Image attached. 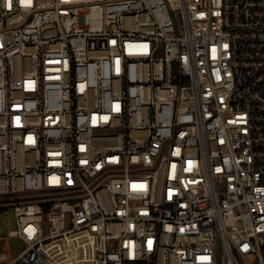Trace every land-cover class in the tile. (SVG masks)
<instances>
[{
	"label": "built area",
	"instance_id": "built-area-1",
	"mask_svg": "<svg viewBox=\"0 0 264 264\" xmlns=\"http://www.w3.org/2000/svg\"><path fill=\"white\" fill-rule=\"evenodd\" d=\"M0 196L15 264H264V0H0Z\"/></svg>",
	"mask_w": 264,
	"mask_h": 264
},
{
	"label": "rangeland",
	"instance_id": "rangeland-1",
	"mask_svg": "<svg viewBox=\"0 0 264 264\" xmlns=\"http://www.w3.org/2000/svg\"><path fill=\"white\" fill-rule=\"evenodd\" d=\"M11 199L8 196H0L1 264L13 259L24 248V243L20 239L7 237L9 232L17 229L14 204L7 201ZM46 255L48 264H96L93 257V242L83 235L55 243L54 248L48 247Z\"/></svg>",
	"mask_w": 264,
	"mask_h": 264
},
{
	"label": "crops",
	"instance_id": "crops-1",
	"mask_svg": "<svg viewBox=\"0 0 264 264\" xmlns=\"http://www.w3.org/2000/svg\"><path fill=\"white\" fill-rule=\"evenodd\" d=\"M19 254H20V253H19ZM19 254H18V255H19ZM18 255H16L13 259H10V260L4 262L3 264H15V261H16ZM0 264H1V263H0Z\"/></svg>",
	"mask_w": 264,
	"mask_h": 264
},
{
	"label": "snow or ice",
	"instance_id": "snow-or-ice-1",
	"mask_svg": "<svg viewBox=\"0 0 264 264\" xmlns=\"http://www.w3.org/2000/svg\"><path fill=\"white\" fill-rule=\"evenodd\" d=\"M25 2L30 3L31 0H22V3H25ZM144 47H146V46H144ZM117 108H118V106H117ZM105 119H107V117H105ZM69 182H71V181H69ZM149 245H151V241H149ZM202 259H207V257H204Z\"/></svg>",
	"mask_w": 264,
	"mask_h": 264
},
{
	"label": "bare ground",
	"instance_id": "bare-ground-1",
	"mask_svg": "<svg viewBox=\"0 0 264 264\" xmlns=\"http://www.w3.org/2000/svg\"><path fill=\"white\" fill-rule=\"evenodd\" d=\"M68 240H70V239H68ZM55 243H57V242H55ZM55 243H54V244H51L50 246L44 247V249L46 250V252H47V250H48V247H53V248H54Z\"/></svg>",
	"mask_w": 264,
	"mask_h": 264
}]
</instances>
